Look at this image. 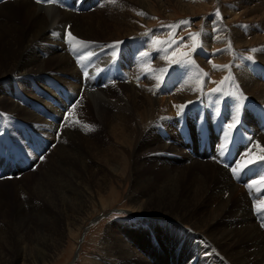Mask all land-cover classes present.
Returning <instances> with one entry per match:
<instances>
[{"label":"rangeland","instance_id":"rangeland-1","mask_svg":"<svg viewBox=\"0 0 264 264\" xmlns=\"http://www.w3.org/2000/svg\"><path fill=\"white\" fill-rule=\"evenodd\" d=\"M2 1L0 0V2ZM31 1H36L35 3L39 5L43 2L41 6L44 8L49 7L43 9L46 11L48 19H52L55 15L52 13L58 12L57 9L51 8V5L45 4L44 0ZM92 1L94 2L92 3L89 0H55L56 5L59 6L57 7L58 9L65 10L64 6L66 4V10L69 9L68 11L71 12L74 10L72 13L76 15H73L75 16L73 28L76 29L78 35L88 40L81 38L75 33L68 36L71 23H68V26H64V28L67 27L68 29H66L65 35L63 33L61 38V33L59 35V32L56 30H53L48 35L49 37L47 36V40L50 37L57 36L63 45L65 43L67 47L69 45L74 46L73 54L76 55H73L74 58L83 61L82 73L79 72L82 74L79 81H75L73 77H69L68 75L64 77L61 75L60 79L52 78L49 75L43 78L40 76V80L37 81L36 78L39 77L36 75L20 77L12 74V69L16 65L19 56H13V58L8 56L11 52L8 43L13 36L17 35L19 38H22L23 35L20 33V29L16 28L20 24L11 20V17H18L19 21L22 22L26 18V10L24 4L0 5V76L3 75L5 77V80L0 81V118H4L5 116L3 124L0 122V147H3L6 151H13L12 155H14L13 158L15 160L14 163L12 162V165L17 163L16 158L28 162L25 163L27 164L26 167L20 168V165L17 164L15 165V170L18 169V171H11V174L7 173L5 163L8 164L10 155H6L0 151V169L5 170V175L0 180V264H219L218 258L209 253L208 245L202 243L203 245L201 246L197 242L190 241L188 238H191V234L186 236L182 233L187 230L185 228L186 224L179 226V230L175 228L173 231L166 229L163 225L160 227L152 224L166 221L167 219L159 220L164 215L174 214H185L183 219H185L186 223L192 224L194 222V224L198 225L203 223L206 216L204 215L205 212L201 214L202 208L200 202L202 199L200 192L202 193V188L208 191V188L218 186L221 180L220 176H217L216 172L213 171L215 165L213 167L212 163L220 168L227 169L235 184L239 183L241 184L240 186H245L244 188L254 194H264V157L249 161L245 166L242 165V169L235 170L243 162V158L248 155L254 145V141H252L253 133L249 127L253 124L246 122L245 116H247L249 121L251 120L254 123L258 132L264 134V105L262 104L261 106L260 103L252 98H245L246 95H255V93L256 95H261L264 92V87L257 85L258 83L259 85L261 83L264 84V63L260 60V56L264 55V0ZM81 2L83 4L85 2V5L83 6ZM86 2H89V4ZM61 3H63V6H61ZM75 4L77 6L81 5V7L80 5L78 6L80 10H78ZM217 5L221 7V14L225 18L224 23L218 21L216 17L204 20L206 29H204L205 31L202 35L203 42L206 45L211 42L212 34L207 32L211 28L208 22L213 21L218 26V32L226 33L225 35H220L219 39L223 42L217 46L224 48V41L226 40L227 43L225 44L227 47L231 44L233 47L240 49L242 53H246L256 59L260 63V66L254 70V72L258 71L256 76H252L245 69L240 68L236 72L239 82H227V58L217 61L211 57L206 58L207 60L196 59V66H194L193 60L187 57L195 55L194 50L188 48L182 52L175 48L182 43L181 38L176 37L174 22L182 18L190 22L189 27L197 26V24H200L205 13H219L218 8H216ZM95 6L97 10L94 11L96 9ZM84 18L90 21V23L94 21L98 24L99 22L100 28H103V31H89L84 26ZM192 19L195 22L192 23ZM44 20L42 19L41 21L44 22ZM244 22L248 26L245 29H241L240 27ZM154 27L158 30V34L155 37L149 35V29H153ZM227 27H234L235 30L239 29L241 33L232 29H229L227 32ZM194 30H191V28L183 30V36L185 34H194L190 32ZM249 33L254 34H251V37H249ZM253 38L256 39L253 40ZM187 39L192 41L193 38ZM177 41H179V44H177ZM114 42L120 44L118 46L119 51L123 46L121 55L115 62L107 64L110 60L105 61L104 59L109 50H99L108 45L113 48ZM143 44H148V47H143ZM192 45L193 43L189 44V47H192ZM67 47L65 48L66 52L68 51ZM251 49H253V52ZM257 49H261V51H259L258 56H255L254 53ZM33 51L40 57H43L44 53H46L37 48L33 49ZM224 51L225 48L221 52L224 53ZM13 53L17 54L16 51ZM24 56L26 58L25 63L33 62V60H29L27 54ZM195 56L198 58L197 55ZM219 56L221 55L219 54ZM46 57L47 55L44 56V58ZM79 57H82V59ZM11 60H14V62L10 63ZM223 62L226 63L219 67L218 65L223 64ZM54 63L55 60L39 63L37 69L50 74ZM200 64L201 66H199ZM172 65L176 66L171 68ZM76 69L80 70L78 67H75ZM171 71H175L177 74V81L185 75L184 83H178L176 87L170 90L163 88L160 93L156 94L162 82ZM8 76L9 80H7ZM104 79L105 82H102L101 80ZM67 82H69V85ZM100 86L104 87L103 91H105V95L109 96L112 101H115L117 97L125 98L126 96L129 98L130 95H141L147 92L145 95H151L158 102L161 101L159 105L162 107L164 101H168V98H170L167 104L171 108L162 110L161 114L163 115L161 119L155 125L151 124L147 128L149 130L148 132L146 130L148 134L146 137L142 136V140L144 139L143 143H148V149L153 155L150 157L142 156L144 154L143 149H139L135 153V158L141 164L139 169L135 171V178L133 177L135 181L131 180V178L124 180L116 173L117 176H113L110 182L106 184L102 177L90 179V176L81 169L80 162L93 149L90 148L91 143H95L101 152L102 156L100 155V157L104 159H101L102 163L103 161L108 163L111 157L108 158L109 152L107 150L110 144L106 143V130L102 123L98 121L96 112L93 109L95 98L92 96L97 94L96 89L100 88ZM52 89L55 90L53 91ZM255 89L256 91H254ZM190 91L196 93L195 98L197 100L191 99L190 102L194 101L192 103L187 100L185 104L178 105V96L186 94L185 92L190 93ZM50 92H53V94L57 93L59 98L60 93L69 94V96L67 95L68 98L71 95L75 96V102H72V99L69 98L70 104H67L72 107L69 109L67 115L70 118L72 117L71 119L74 121L73 125L77 129L70 131L71 135L62 136L60 139H58L59 127H61L60 124L64 120L62 118L66 116L67 108H62L63 113L58 120L60 126H57L58 133L52 140H48L43 134H39L32 125L24 121V118H27V115L31 114V102H41L42 100L49 102ZM176 92L177 96L175 95ZM84 94L87 95V101L92 108H88L84 100L80 106H77V103L81 101L80 98ZM198 95L206 102L205 106L207 108L205 112L200 110L199 102H201V99L198 98ZM236 95L242 97H237ZM245 99L247 100L244 101ZM16 102L20 105L17 106ZM55 103L56 101L53 99L52 101L50 100V104L53 106L57 107L61 105L58 102ZM186 103L189 104V107ZM38 104L40 105V103ZM45 105L52 114L42 107V110L40 108L37 109L38 107H33V110L38 112L42 119L46 118L45 121L48 124H51V121H56L53 116H58V108L49 107L46 102ZM84 105L86 108H84ZM172 106L175 108L182 106L183 109L181 108V110L184 111L179 112L180 115L177 113L172 114L175 111L174 108V110L172 109ZM22 108L26 110L23 111ZM240 108L241 110H239ZM8 112H12L10 116L6 115ZM136 116L139 117L135 119L141 117L137 113ZM116 118L118 121L120 120V117ZM160 121L165 123L167 127L169 126L170 130L167 131V127L161 124ZM123 128L121 127L120 129L124 130V134L128 139V130L126 131ZM233 128L241 129L248 137L247 142L250 140L253 142V145L247 146L249 142L244 144L237 142L235 144V140L230 132ZM21 129L25 130L28 137L34 136L37 139L39 146L43 149L39 154L25 146L24 140L19 135ZM185 130H193V142L197 146L203 143L204 138L210 139L211 148H208V152L210 153V150L214 151L212 157L209 156L202 159L195 152H191V155L198 159V161L196 160L198 163L190 168L191 162L182 158V153L187 152L189 149L184 142L188 141L192 145V141H190L191 136ZM142 131L140 126L134 125L129 132L131 134L129 139L135 141V135ZM165 134L169 136L168 141L164 139ZM212 135L217 136V139L215 140ZM160 136L163 144L167 143L166 147L172 151L173 155L162 153L161 157L158 156L159 153L157 154V152L159 151L157 149L159 148V143L156 142L155 137L159 140ZM61 139H63L62 144L58 148L57 142ZM177 139H180V141L178 142ZM199 142L200 144L198 145ZM118 145L119 152L123 155L126 148L122 143ZM45 147L47 148L45 149ZM60 149L63 151L61 152ZM74 154L77 155L75 156ZM71 155L72 157H70ZM225 155L233 162L229 167L224 164ZM106 162L103 163V165L105 164L104 169L112 172L113 170L107 166ZM168 162L169 164H167ZM164 163L168 165L167 170H165L166 165ZM217 166L216 169H218ZM247 168L251 171H248ZM73 173L75 176H73ZM93 174L95 173L93 172ZM194 174L198 175L201 183L199 188L195 186ZM246 174L249 176H246ZM78 175L82 178L83 184L85 183V186L81 184L82 187H85L89 191L86 192L87 194L84 190L79 189L80 185H75L74 183L73 179L74 177H79ZM168 176H171V181L162 183ZM142 178H146L147 180H143ZM141 179L142 181H140ZM147 181H149L148 184ZM59 183L61 188L66 185L68 186V190L70 189L71 191H62L63 189L60 188ZM89 185L92 187L91 189L87 188L90 187ZM80 191H82L81 194L79 193ZM64 198L67 202L63 200ZM261 198L260 200L264 201V196ZM147 199H150L149 206L151 207L142 213H136V210L141 209L139 208L140 204ZM60 202L66 205H62ZM70 203L74 205H70ZM79 203H81L80 206ZM63 209H65V212ZM253 215L256 221L260 216H264V206L259 210H254ZM229 222L230 220L227 217V223ZM250 223H253L252 220ZM225 224L226 220L224 218L215 227L216 234L222 231ZM236 229L237 227H235ZM157 230H161V232L157 234ZM248 233L256 234V236L260 235L259 229L250 230ZM233 238L239 240V236L237 235H234ZM213 239L219 245L215 249L220 257L227 259L229 257L227 241L225 242L223 238L219 239V237H213ZM241 241L244 244L248 243L246 236ZM229 242L235 241L230 240ZM258 243L262 245L261 249L264 250L262 237ZM44 246L47 248H44ZM107 261L110 262L108 263Z\"/></svg>","mask_w":264,"mask_h":264},{"label":"bare ground","instance_id":"bare-ground-1","mask_svg":"<svg viewBox=\"0 0 264 264\" xmlns=\"http://www.w3.org/2000/svg\"><path fill=\"white\" fill-rule=\"evenodd\" d=\"M40 1V0H39ZM81 1V0H80ZM86 1V0H85ZM90 2H94L92 0H89ZM36 1L32 2L31 0H3L2 2H0V5H8V4H13V5H19V4H24L25 5V13H26V18L24 20L19 21L18 17H11V20H14L15 22L19 23L20 25H17L16 28L20 29V33L23 35L22 38H19L17 35L13 36L12 38H10V41L8 43V46L10 48V53H9V57L13 58V56H19L18 61L16 63V65L14 66V68L12 69V74L14 75H18L20 77H24L26 75H36L39 78H36L37 81L40 80V78L45 77L47 75L51 76L52 78L55 79H60L61 75L64 76H71L73 77V79L75 81H79V79L81 78V73H79V71L76 69L75 67L77 66H81L83 65V61H79L77 59L74 58V54H73V50H74V46L69 45L68 51L66 52L65 49V45L62 44V41H60L61 36L63 35V28L65 25H67L68 23L70 25V29L68 32V36L71 34L74 35L77 34L76 29L73 28V21H74V17L73 15H76L74 13H72L74 10L68 11L66 10V4H65V10L62 9L60 10V8L58 9L57 7L59 6H51V8H55L57 9L58 12L56 13H52L55 14L52 19H48L47 18V13L45 10V8H49V7H43L41 6L43 2L39 4L35 3ZM58 2V1H57ZM76 2V1H74ZM144 2V1H143ZM45 3V2H44ZM64 3V2H63ZM63 3H61L60 5L63 6ZM73 4V2H71ZM82 3V2H81ZM87 3V2H86ZM130 3V2H129ZM133 3V2H132ZM148 3V2H146ZM46 4V3H45ZM71 4V5H72ZM83 4V3H82ZM89 4V2L87 3ZM178 4V3H177ZM52 5V3H51ZM76 5V4H75ZM80 5V4H79ZM78 5V6H79ZM85 5V2L83 4V6ZM78 6L76 5V7L78 8ZM82 6V7H83ZM125 6V5H124ZM132 6V5H131ZM136 6V5H135ZM138 6V5H137ZM181 6V5H180ZM15 7V6H14ZM71 7V6H70ZM81 7V5H80ZM96 7V6H95ZM139 7V6H138ZM5 8V7H4ZM10 8V7H9ZM76 8V9H77ZM90 8V7H89ZM88 8V9H89ZM149 8V7H148ZM185 8V7H184ZM83 9V8H81ZM126 9V8H125ZM78 10H80L78 8ZM91 10V9H90ZM97 10L94 9V11ZM143 10V9H142ZM5 11V10H4ZM49 11V9H48ZM83 11V10H82ZM124 11V10H123ZM134 11V10H133ZM15 12V11H14ZM50 12V11H49ZM53 12V11H52ZM140 12V11H139ZM147 12V11H146ZM11 13V12H10ZM51 13V12H50ZM98 13V12H96ZM3 15V14H2ZM79 16V14H77ZM7 16V14H6ZM50 17V16H49ZM24 18V17H23ZM45 19L44 22H42L41 20ZM246 20V19H245ZM83 23L84 26L89 29V31H94V30H98L103 31L100 27V23L98 22L95 23L94 21H92L90 23V21H88L87 19H83ZM90 23V24H89ZM103 23V22H102ZM106 23V22H105ZM109 24V23H108ZM122 25V24H120ZM217 25V24H216ZM68 26V25H67ZM115 26V25H114ZM129 26V25H128ZM229 28V27H227ZM53 30H56L59 32L60 38H58L57 36L55 37H50V39L47 40V36L49 34L52 33ZM228 30V29H227ZM232 30L241 33L240 30H235L234 27H232ZM231 30V31H232ZM228 32V31H227ZM230 32V31H229ZM209 33V32H207ZM233 33V32H232ZM243 33V32H242ZM251 34L254 33H249V37H251ZM78 35V34H77ZM211 35V34H210ZM209 35V36H210ZM260 35V34H259ZM67 36V35H66ZM76 36V35H75ZM80 36V35H78ZM231 36V35H230ZM256 36V35H254ZM253 36V37H254ZM49 37V36H48ZM81 37V36H80ZM72 38H74V36H72ZM84 39H87L85 37H81ZM79 38V39H81ZM246 38V37H245ZM258 38V37H257ZM261 38V37H260ZM75 39V38H74ZM243 39V38H241ZM252 39V38H251ZM256 39V38H255ZM253 38V40H255ZM88 40V39H87ZM92 40V39H89ZM101 41V40H98ZM235 41V40H234ZM238 41V40H236ZM246 41V40H245ZM78 42V41H77ZM81 42V41H80ZM239 42V41H238ZM83 43V42H82ZM234 43V42H233ZM240 43V42H239ZM238 46V45H236ZM244 46V45H243ZM37 48L40 51H44L46 53H44V56L47 55L46 58L37 56L33 49ZM16 51L17 54H14L13 52ZM259 51H261V49H257V51H255V56H258ZM93 52V51H92ZM25 54L28 55L29 60H33V62L31 63H25L26 58H25ZM257 54V55H256ZM261 57V61L264 63V55L260 56ZM55 60V63L53 64V68L50 71V74H46L42 71H39L37 69V65L39 63H43L45 61H53ZM14 60H11L10 63H13ZM204 62V61H203ZM211 62V61H210ZM209 62V63H210ZM64 66V67H63ZM66 67V68H65ZM83 67V66H82ZM79 68V67H78ZM110 71V70H109ZM10 73V74H11ZM41 73V74H40ZM53 73V74H51ZM112 74V73H111ZM119 74V72H118ZM239 74V73H238ZM242 75V74H241ZM17 76V77H18ZM41 76V77H40ZM96 76V75H95ZM119 76V75H118ZM12 77V76H11ZM14 77V76H13ZM107 77V76H106ZM263 77V76H262ZM16 78V77H15ZM83 78V77H82ZM132 78V77H131ZM1 80H5V77L2 75L0 76V81ZM7 80H9V76L7 77ZM23 80V79H22ZM35 80V79H33ZM109 80V79H108ZM246 80V79H245ZM20 81V79H19ZM102 82H105L104 80H101ZM107 81V79H106ZM22 82V81H21ZM110 82V81H109ZM242 82V81H241ZM25 83V82H24ZM28 83V82H27ZM69 85V82H67ZM118 83V82H117ZM29 84V83H28ZM256 84V83H255ZM67 85V84H66ZM72 85V84H70ZM260 87H264V84L261 83L259 85V83L257 84ZM62 86V85H61ZM250 86V85H249ZM19 87V86H18ZM53 87V86H52ZM110 87V86H109ZM131 87V86H130ZM254 87V86H253ZM55 88V87H54ZM59 88V87H58ZM62 88V87H61ZM104 87L97 88V94L93 95L92 97L95 98L94 101V110L96 112V115L98 117V121H100V123H102L103 127L106 130L107 133V144H110V146L108 147L109 149L107 150V152H109V160L108 163L106 161H103L107 163V166L111 167V169L113 170L112 172H110L108 169H104V165L102 163V157H100V151L99 149L96 147L95 143H91V147L93 148L91 149V153L88 156H85L83 158V160L80 162L81 164V169H83L87 175L90 176L91 178H97V177H102L103 181L108 184L111 180V178L113 176H117L116 173L119 174V177L123 178L124 180H126L127 178L131 180L135 181V171L139 169V166H141V164L138 163V159L135 158V153L138 152L139 149H143V155L142 156H151L153 155L152 152H150V150L148 149L147 144L148 143H143L144 139L142 140V136H147V132L149 129H147L149 126L155 125V123L158 122V120L161 119V116L163 114H161L162 110H167L169 108H171V106H169L167 104V102L169 101L170 98H168V101H164V104L159 105L160 102H158V100H155L151 95H145L147 94V92L141 95H130V99L128 97L125 96V98H121V97H117L115 99V101H112V99L105 95V91H103ZM189 89V88H188ZM261 89V88H260ZM53 90V89H52ZM55 90V89H54ZM53 90V91H54ZM58 90V89H57ZM63 90V89H61ZM132 90V89H131ZM146 90V89H145ZM147 91V90H146ZM256 91V89L254 90ZM253 91V92H254ZM65 92V91H64ZM132 92V91H131ZM145 92V91H144ZM152 92V90H151ZM260 92V91H259ZM48 93V92H47ZM46 93V94H47ZM52 93V95H51ZM62 93V91H61ZM60 93V94H61ZM76 93V92H75ZM74 93V94H75ZM138 93V92H137ZM181 93V92H180ZM186 94H183L182 96H178L179 98L177 99V104L178 105H183V103L185 104V102L187 100H189L188 102L192 100H197L196 97V93L190 91L189 92H185ZM251 93V92H250ZM64 94V93H63ZM151 94V93H150ZM177 94V92L175 93V95ZM179 94V92H178ZM258 94V93H257ZM50 100L52 101V99L54 101H56V103L58 102L59 104H63L62 100L59 98V96L57 95V93L50 92ZM55 95V96H54ZM69 96V94H67ZM41 96V95H39ZM129 96V95H128ZM177 96V95H176ZM222 96V95H221ZM237 96V95H236ZM47 97V96H46ZM210 98V96H208ZM237 97H242V96H237ZM236 97V98H237ZM248 97L249 99L252 98L253 100H256L258 103L264 105V92L261 95H246L245 98ZM12 98V97H11ZM59 98V100H58ZM70 99H72V102H75V96L71 95V97H69ZM176 98V97H174ZM199 98V95H198ZM216 98V97H215ZM235 98V99H236ZM81 101H79L77 103V106L81 105V103H83L82 101L84 100V102L86 103L87 107H91V105L89 104V102L87 101V95L84 94L81 98ZM217 99V98H216ZM221 99V98H220ZM234 99V98H233ZM242 99V98H240ZM50 100L49 102L46 100H42L41 102H31L30 106H31V111L29 115H27V118H24V121L26 123H28L29 125H32V127L34 129H36V131L39 134H43L48 140H52L53 137H55V135L58 133L57 132V126L59 127L58 124V120L61 118V115L63 113L62 111H59V109H57L58 111V116L55 115L53 117L56 118V121L54 119L55 122H50L51 124H48V122L45 121L46 118L42 119L38 112L33 110V107H38L37 109L41 107L44 108L47 112H49L50 114H52V112L47 109L45 102L48 103L49 107L52 108H58L56 106H53L52 104H50ZM90 100V99H89ZM163 100V99H162ZM208 100V98H207ZM210 100V99H209ZM215 100V99H213ZM238 100V99H237ZM247 99H245L244 101H246ZM199 101V100H198ZM211 101V100H210ZM163 102V101H162ZM174 102V101H173ZM194 102V101H192ZM190 102V103H192ZM208 102V101H207ZM238 102V101H236ZM254 102V101H253ZM256 102V103H257ZM40 103V105L38 104ZM55 103V104H56ZM176 103V102H175ZM195 103H197L195 101ZM232 103V101H231ZM239 103V102H238ZM257 103V104H258ZM36 106H34V105ZM42 104V105H41ZM70 104V103H69ZM176 104V105H177ZM187 106L189 105L188 103H186ZM217 104V103H216ZM219 104V102H218ZM234 104V103H233ZM237 104V103H235ZM241 104V103H240ZM246 104V103H245ZM16 105H20L18 102H16ZM33 105V107H32ZM227 105V104H226ZM62 107V105H60ZM64 108H67L68 106L64 105ZM85 106V105H84ZM158 106V107H157ZM236 106V105H235ZM239 106V105H238ZM23 107V106H22ZM26 107V106H25ZM189 107V106H188ZM18 108V107H17ZM63 108V107H62ZM86 108V106L84 107ZM92 108V107H91ZM161 108V109H160ZM166 108V109H165ZM175 111H173L174 109ZM181 108L183 109V107H177L175 108L174 106H172V111L174 113L179 114V112L184 111L181 110ZM243 108V107H242ZM23 111H25L26 109L22 108ZM189 109V108H188ZM238 109V108H237ZM65 110V109H64ZM241 110V108L239 109ZM14 111V110H11ZM18 112V111H17ZM46 112V113H47ZM165 112V111H164ZM12 112H8L6 115L10 116ZM116 113V114H115ZM140 115L141 117L139 119H135L136 116ZM169 113V112H167ZM245 113V112H244ZM28 114V113H27ZM44 114V113H43ZM161 114V115H160ZM180 115V114H179ZM177 116V115H176ZM87 117V116H86ZM116 117H120V120L118 121ZM241 117V116H240ZM72 118V117H71ZM69 117V115L66 114L65 118H62L64 120H62V124L58 133V139H60L62 136H69L72 133H70V131L77 129L75 128V126L73 125L74 121ZM181 118V116H180ZM238 118V117H236ZM170 119V118H169ZM242 119V117H241ZM46 122H44V121ZM50 120V119H49ZM82 120L84 121L83 117ZM7 121V120H6ZM166 121V120H165ZM245 121L246 122H250L253 125L249 126L250 129L252 130V141H254V145L253 147L250 149L248 155L243 158V162L238 165L235 170H239L242 169L243 166H245L249 161L255 160V159H259L264 157V134L260 133L257 131L256 126H254V123L250 120L247 119V116H245ZM8 122V121H7ZM161 124L165 125V123L161 122ZM133 124V125H132ZM132 125V127H131ZM134 125L140 126V128L143 130L142 132L138 133L137 135H135V141H132L131 139H129V136L131 134H129V132L131 131V128L134 127ZM158 126V125H157ZM254 126V127H253ZM121 127H124L126 129V131L128 130L127 136L128 139L126 138V135L124 134V130L120 129ZM167 127V126H166ZM202 127V126H201ZM11 128V127H10ZM123 128V129H124ZM204 128V127H203ZM202 129V128H201ZM104 130V129H103ZM140 130V129H139ZM147 130V132H146ZM169 126L167 127V131H169ZM209 130V129H208ZM125 131V132H126ZM138 131V130H137ZM141 131V130H140ZM188 132L189 135L191 136V140L192 141V145H190V142H184L185 145L188 146V150L187 152H183L182 153V158L186 159L188 161L191 162V164L189 165L190 167H193L195 164H197L198 162H196V160L198 161V159L194 158L191 155V152H195L197 154V156L199 158H208L209 156H213L214 155V151L210 150L211 152L209 153V149L211 148V141L210 139L207 140V138H204L203 143L200 144V142L198 143L199 146H197V144H195L193 142V135H192V131L193 130H185V132ZM207 131V129H206ZM136 132V131H134ZM37 133V134H38ZM65 133V134H63ZM208 133V132H207ZM86 134V133H84ZM133 134V133H132ZM172 134V133H171ZM81 135V134H80ZM87 135V134H86ZM207 135V134H206ZM216 135V134H215ZM83 136V135H82ZM186 136H188V134H186ZM189 136V138H190ZM81 137V136H80ZM90 137V136H89ZM212 137L216 140L217 136L212 135ZM83 138V137H82ZM86 138V136H85ZM168 134L164 135V139L165 141H168ZM64 139V137H63ZM58 141V148L61 147L62 144V140ZM67 139V138H66ZM84 139V138H83ZM89 139V138H87ZM23 140V139H22ZM156 142L159 143V148L157 149L159 152H157V154L159 153V157H161L162 153H170L171 155H173L172 151H170L169 148L166 147L167 143L162 142L161 136L158 140V138L155 137ZM178 142L180 141V139H177ZM188 140V138H187ZM207 140V141H206ZM86 141V140H85ZM55 142V140H54ZM66 142V141H65ZM104 142V141H103ZM214 142V140H213ZM248 142H251L250 140ZM247 142V143H248ZM15 143V142H14ZM68 143V142H67ZM76 143V142H75ZM119 143H122L123 146H125L126 149H124V154L121 155L119 152ZM155 143V142H153ZM162 143V145H161ZM72 145V143H70ZM214 144V143H213ZM15 145V144H14ZM56 145V144H55ZM70 145V146H71ZM103 145V144H102ZM17 146V145H16ZM68 146V145H67ZM100 146V144H99ZM108 146V145H107ZM162 146V147H161ZM65 147V146H64ZM73 147V146H72ZM105 147V145H104ZM214 147V146H213ZM47 147H45L46 149ZM66 148V147H65ZM107 148V147H106ZM193 148V149H192ZM42 149V148H41ZM101 149V148H100ZM43 150V149H42ZM49 150V149H48ZM61 152L63 151L62 149H60ZM67 150V149H66ZM70 150V149H69ZM57 151V150H56ZM102 151V150H101ZM141 151V150H140ZM59 152V150H58ZM73 152V151H72ZM142 152V151H141ZM155 152V153H156ZM36 153V152H35ZM55 153V151H54ZM231 153V152H230ZM64 154V152H63ZM68 154V153H67ZM71 154V151H70ZM80 154V153H79ZM78 154V155H79ZM106 154V153H105ZM35 155V154H34ZM62 155V154H61ZM73 155V154H72ZM72 155L70 157H72ZM75 155V154H74ZM77 155V154H76ZM75 155V156H76ZM228 155V154H227ZM235 155V153H234ZM60 156V154H59ZM68 156V155H67ZM102 156V155H101ZM104 156V155H103ZM37 157V156H36ZM139 157V156H138ZM232 157V156H231ZM61 158V157H60ZM64 158V157H63ZM69 158V157H68ZM78 158V157H77ZM80 158V157H79ZM107 158V157H106ZM140 158V157H139ZM17 159V164L20 165V168L22 167H26L27 164H25L26 162L23 161V159L20 158H16ZM62 159V158H61ZM60 159V160H61ZM67 159V158H66ZM102 159V160H101ZM15 158H12L10 160V162L7 164L5 163V167L7 170V173L11 174V171H18V169L15 170L16 166L12 165V162L14 163ZM75 160V159H73ZM78 160V159H77ZM76 160V161H77ZM141 160V158H140ZM211 160V159H210ZM80 161V160H79ZM171 161V160H170ZM187 161V162H188ZM212 161V160H211ZM5 162V161H4ZM57 162V161H56ZM140 162V161H139ZM166 162V161H165ZM186 162V163H187ZM196 162V163H195ZM28 163V162H27ZM60 163V162H59ZM23 164V165H22ZM79 164V165H80ZM102 164V165H101ZM165 164V163H164ZM169 164V162L167 163ZM224 164L225 166L229 167V165H232L233 162L229 159V157H227L225 155L224 157ZM143 165V164H142ZM166 165V164H165ZM212 166L215 165L214 170L217 174V176H220V183L218 186L214 187V188H208V191L205 190V188H202V193L201 194V199L202 201L200 202V206L202 208L201 210V214L204 213V215L206 216L205 220L203 221L202 224L198 225V224H194V222L191 223H186L185 219H183V215H164V217H160L161 219L159 220H163V219H167L164 222H157V223H153L152 225L154 226H160L163 225V227H165L166 229H169L170 231H173L175 228H177L179 230V226H182L183 224H186L187 226H185V228L187 229L185 232H182L184 235H188L191 234V238H188L190 241H194L199 243L201 246L203 245L202 243L208 245L209 248V253L213 254L214 256H216L218 258V260L220 261L219 264H264V250H262V245L259 244L258 242H260V238L262 237L263 241H264V216H260L258 218V220L256 221L253 215L254 210H259L261 208H263L264 206V201H261L260 199H262L261 197L264 196V194H254L252 192H249V190H247L246 188L240 186L241 184H239L237 181V183L239 184H235L232 181L230 172L225 169V168H220L218 167L216 164H211ZM243 165V166H242ZM62 166V165H61ZM167 166L165 167V170H167ZM186 166V165H185ZM216 166L218 169H216ZM29 167V165H28ZM66 168V166H65ZM103 168V169H102ZM67 169V168H66ZM71 169V168H70ZM210 169V168H209ZM22 170V169H21ZM158 170V169H157ZM156 170V171H157ZM248 171H251L250 169L247 168ZM69 171V169H68ZM74 171V170H73ZM71 171V172H73ZM161 171V169H160ZM93 172L95 174H93ZM75 173V172H74ZM73 173V176H75ZM250 173V172H249ZM248 173V174H249ZM72 174V173H71ZM76 174V173H75ZM80 174V173H78ZM212 174H214L212 172ZM245 174V173H244ZM246 174V176L248 175ZM251 174V173H250ZM3 175V174H2ZM1 175V176H2ZM5 175V174H4ZM81 175V174H80ZM125 175V176H124ZM72 176V175H71ZM77 176V175H76ZM79 176V175H78ZM124 176V177H122ZM241 176V175H240ZM249 176V175H248ZM28 177V176H27ZM134 177V178H133ZM88 178V177H87ZM86 178V179H87ZM118 178V177H117ZM195 182H196V187L199 188L201 186V183L198 179V175L194 174L193 176ZM85 179V178H84ZM94 179V180H95ZM98 179V178H97ZM101 179V178H100ZM143 180H147L146 178H142ZM142 179L140 181H142ZM171 176H168L166 179H164V181L162 183H166V182H170L171 180ZM202 179V178H201ZM0 180H2V178L0 177ZM74 183L75 185H80L79 189L80 190H84L85 193L88 191V189H86L85 187H82L81 184H83L82 178L79 177H74ZM81 180V181H80ZM93 180V179H92ZM91 180V181H92ZM87 181V180H85ZM149 181H147L148 184ZM57 183V182H56ZM91 183V182H90ZM94 183V182H93ZM97 183V182H96ZM4 184V183H3ZM85 184V183H84ZM83 184V186H85ZM156 184V183H155ZM58 185V184H57ZM60 185V183H59ZM63 185V184H62ZM88 185V184H86ZM93 185V184H92ZM90 186V185H89ZM95 186V185H94ZM98 186V185H97ZM102 186V185H101ZM148 186V185H147ZM250 186V185H249ZM248 186V187H249ZM58 187V186H57ZM61 188V185H60ZM89 189H91L92 187H87ZM98 188V187H96ZM58 189V188H57ZM63 189L62 191L68 190V186L64 185L62 186ZM99 189V188H98ZM103 189V188H102ZM133 189V188H132ZM59 190V189H58ZM93 190V189H92ZM196 190V188H195ZM71 191V190H70ZM69 191V192H70ZM100 191V190H99ZM59 192V191H58ZM57 192V193H58ZM61 192V191H60ZM82 191H80L79 193L81 194ZM89 192V191H88ZM64 193V192H63ZM99 193V192H98ZM60 194V193H59ZM58 194V195H59ZM87 194V193H86ZM96 194V193H95ZM67 195V194H65ZM76 195V194H75ZM78 195V194H77ZM85 195V194H83ZM82 195V197H83ZM60 196V195H59ZM58 196V197H59ZM69 196V195H68ZM80 196V195H79ZM86 196V195H85ZM160 196V195H159ZM158 196V197H159ZM71 197V196H70ZM77 197V196H76ZM89 197V196H88ZM78 198V197H77ZM76 198V199H77ZM85 198V197H84ZM194 198V197H193ZM86 199V198H85ZM90 199V198H89ZM65 201V198L63 199ZM80 200V198H79ZM149 200L147 199L145 202H142L139 206V210H136V213H142L145 210H148L149 207ZM159 200V199H158ZM162 200V199H161ZM85 201V200H84ZM67 202V201H65ZM76 202V201H75ZM80 202V201H78ZM86 202V201H85ZM263 202V203H262ZM61 203V202H60ZM77 203V202H76ZM82 203V202H81ZM79 203V206L80 204ZM90 203V202H89ZM62 204V203H61ZM72 203H70L71 205ZM62 205H66V204H62ZM74 205V204H72ZM83 205V203H82ZM81 205V206H82ZM85 205V204H84ZM156 206V205H155ZM64 207V206H62ZM66 207V206H65ZM84 207V206H83ZM82 208V207H81ZM162 208V207H161ZM159 208V209H161ZM62 209V208H61ZM85 209V208H84ZM138 209V208H137ZM193 209V208H192ZM65 209H63L64 211ZM83 210V209H82ZM152 210V208H151ZM158 211V210H156ZM65 212V211H64ZM78 217V216H77ZM227 217L229 218L230 222L227 223ZM225 218L226 220V224L225 226L222 228V231H220V233L216 234L215 232V227ZM254 219V220H253ZM189 220V219H188ZM252 220V224L250 223V221ZM233 223V224H232ZM237 224V226H235ZM66 225V224H65ZM248 225V226H246ZM150 226V225H149ZM158 227V228H160ZM235 227H237V229L235 230ZM161 229V228H160ZM259 229V233L260 235L256 236V234H249L248 232L250 230H256ZM188 231V232H187ZM156 232V231H154ZM161 232V230H157V234H159ZM180 233V232H179ZM154 234V233H153ZM234 235L239 236V240L234 239ZM177 236V235H176ZM189 236V235H188ZM247 237L248 239V243L244 244L242 243L241 239L243 237ZM214 238L219 237V239H222L226 242L227 241V246H228V252H229V257H227V259H223V257H220L219 253L216 251V247H218L219 245L217 244V242L215 243ZM225 238V239H224ZM230 240H234L235 242L230 243ZM55 242V241H53ZM51 244V243H49ZM56 244V243H55ZM191 244V243H190ZM47 245V244H46ZM45 245V246H46ZM44 248H47L45 247ZM57 246V244H56ZM49 247V246H48ZM29 248V247H28ZM42 249V248H41ZM215 249V251H214ZM27 251V250H25ZM204 251V250H203ZM202 251V252H203ZM222 252V251H220ZM25 253V252H24ZM169 254V253H168ZM31 255V254H30ZM184 255V254H183ZM193 255V254H192ZM203 255V254H202ZM25 256V255H24ZM29 259V257H28ZM33 259V258H32ZM36 260V259H35ZM106 260V259H105ZM223 260V261H222ZM43 261V260H42ZM32 262V261H31ZM36 262V261H35ZM103 262V261H102ZM108 262V261H107ZM110 262V261H109ZM108 262V263H109ZM112 262V261H111ZM33 263V262H32ZM37 264V263H36ZM214 264V263H213Z\"/></svg>","mask_w":264,"mask_h":264},{"label":"crops","instance_id":"crops-1","mask_svg":"<svg viewBox=\"0 0 264 264\" xmlns=\"http://www.w3.org/2000/svg\"><path fill=\"white\" fill-rule=\"evenodd\" d=\"M227 29L229 30V29H232V28H231V27H229V28H227ZM228 30H227V31H228Z\"/></svg>","mask_w":264,"mask_h":264}]
</instances>
